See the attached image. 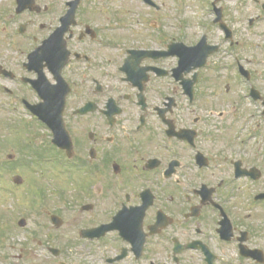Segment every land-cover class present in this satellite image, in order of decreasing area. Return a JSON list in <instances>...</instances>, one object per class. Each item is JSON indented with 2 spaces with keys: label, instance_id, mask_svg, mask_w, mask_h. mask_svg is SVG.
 <instances>
[{
  "label": "flooded vegetation",
  "instance_id": "af4514ba",
  "mask_svg": "<svg viewBox=\"0 0 264 264\" xmlns=\"http://www.w3.org/2000/svg\"><path fill=\"white\" fill-rule=\"evenodd\" d=\"M0 1L39 264H264V0Z\"/></svg>",
  "mask_w": 264,
  "mask_h": 264
},
{
  "label": "rangeland",
  "instance_id": "374dc122",
  "mask_svg": "<svg viewBox=\"0 0 264 264\" xmlns=\"http://www.w3.org/2000/svg\"><path fill=\"white\" fill-rule=\"evenodd\" d=\"M12 139L16 146L12 145L6 148L0 145V218L5 215L8 225V227L2 226L0 221V227L7 228H4L6 236L0 239V264H2L5 255H7L8 261L13 264L16 261L13 260V257L22 253L24 256L26 254L22 264H39L40 258L33 256V252L41 253L43 251L38 246V242H51L53 246L60 247L65 243V236L60 239L55 238L48 211L45 212L43 209L39 212L36 209L35 191L32 186L35 179V167L31 164V159H26L23 164H20L17 156V140L14 137ZM10 154L15 155L14 161L8 159ZM16 175L24 177L23 186L19 187L13 182ZM21 219L27 220L26 228L18 226ZM28 254L29 256H27Z\"/></svg>",
  "mask_w": 264,
  "mask_h": 264
},
{
  "label": "water",
  "instance_id": "95a60500",
  "mask_svg": "<svg viewBox=\"0 0 264 264\" xmlns=\"http://www.w3.org/2000/svg\"><path fill=\"white\" fill-rule=\"evenodd\" d=\"M16 181H17L18 183H20V182H21V179H20V178H16ZM20 225H21V226H25V222L22 221Z\"/></svg>",
  "mask_w": 264,
  "mask_h": 264
}]
</instances>
